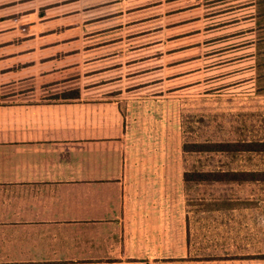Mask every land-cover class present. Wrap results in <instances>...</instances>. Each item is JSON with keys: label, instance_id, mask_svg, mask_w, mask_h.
I'll return each instance as SVG.
<instances>
[{"label": "crops", "instance_id": "1", "mask_svg": "<svg viewBox=\"0 0 264 264\" xmlns=\"http://www.w3.org/2000/svg\"><path fill=\"white\" fill-rule=\"evenodd\" d=\"M256 56L257 0H0V264H257L255 205L187 207L179 147Z\"/></svg>", "mask_w": 264, "mask_h": 264}, {"label": "rangeland", "instance_id": "2", "mask_svg": "<svg viewBox=\"0 0 264 264\" xmlns=\"http://www.w3.org/2000/svg\"><path fill=\"white\" fill-rule=\"evenodd\" d=\"M21 38L36 36L26 28ZM47 34L39 32V36ZM19 35V34H18ZM254 70V65L251 66ZM264 66L247 71L246 79L237 85L234 80L220 79L203 86L198 95L185 94L180 99V152L186 183L183 193L187 202L197 198L223 200L234 194L256 209L255 247L257 264H264ZM259 69L262 71L259 73ZM263 72V73H262ZM219 84V85H218ZM204 90V92H203ZM257 144V145H256ZM251 148H257L254 151ZM178 150L177 143H167L166 150ZM257 179H249L250 176ZM231 179H237L234 187ZM201 183V184H200ZM232 183V186H228ZM185 184V185H184ZM205 184V185H203ZM252 208V206H251ZM220 221H214L219 227ZM252 224V223H251ZM253 226L250 228L253 231ZM211 244L227 245V237L213 233ZM250 235L247 233V241ZM187 241L190 242V236ZM232 242V239L230 240ZM240 243V241H239ZM248 248V246H247Z\"/></svg>", "mask_w": 264, "mask_h": 264}, {"label": "trees", "instance_id": "3", "mask_svg": "<svg viewBox=\"0 0 264 264\" xmlns=\"http://www.w3.org/2000/svg\"><path fill=\"white\" fill-rule=\"evenodd\" d=\"M257 63L256 66H264V0H257ZM264 69V68H263ZM262 70L259 69V73ZM263 73V72H262ZM257 145V144H256ZM254 151H257V148H251ZM257 179L252 175L249 179ZM186 170L183 171V181L186 183ZM185 185V184H184Z\"/></svg>", "mask_w": 264, "mask_h": 264}]
</instances>
